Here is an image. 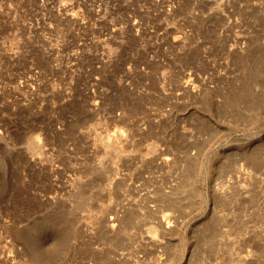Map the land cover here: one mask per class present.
I'll list each match as a JSON object with an SVG mask.
<instances>
[{"label":"rangeland","instance_id":"obj_1","mask_svg":"<svg viewBox=\"0 0 264 264\" xmlns=\"http://www.w3.org/2000/svg\"><path fill=\"white\" fill-rule=\"evenodd\" d=\"M0 264H264V0H0Z\"/></svg>","mask_w":264,"mask_h":264},{"label":"bare ground","instance_id":"obj_2","mask_svg":"<svg viewBox=\"0 0 264 264\" xmlns=\"http://www.w3.org/2000/svg\"><path fill=\"white\" fill-rule=\"evenodd\" d=\"M115 134H118V133H115ZM105 135H106V134H105ZM107 135H108V136H107ZM107 135L104 137L105 139L102 138V140H104V141H102V142H103V144H105L104 146H106V149H107V148H110V149L112 148V149H114V147H116V146L118 147V146H119V145H118V144H119V137H117V136L113 137V136H112L113 139L111 140V139H110V138H111V137H110L111 135H110V136H109V134H107ZM87 200H88V199H87ZM87 204H88V203H87ZM84 207H85V205H84ZM86 207H87V206H86ZM86 207H85V208H86Z\"/></svg>","mask_w":264,"mask_h":264}]
</instances>
